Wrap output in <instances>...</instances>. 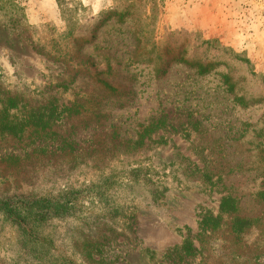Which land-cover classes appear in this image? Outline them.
I'll use <instances>...</instances> for the list:
<instances>
[{
    "label": "rangeland",
    "instance_id": "rangeland-1",
    "mask_svg": "<svg viewBox=\"0 0 264 264\" xmlns=\"http://www.w3.org/2000/svg\"><path fill=\"white\" fill-rule=\"evenodd\" d=\"M79 188L76 264H264V0H0V196Z\"/></svg>",
    "mask_w": 264,
    "mask_h": 264
},
{
    "label": "trees",
    "instance_id": "trees-1",
    "mask_svg": "<svg viewBox=\"0 0 264 264\" xmlns=\"http://www.w3.org/2000/svg\"><path fill=\"white\" fill-rule=\"evenodd\" d=\"M10 132L17 129L15 126H2ZM89 189L60 190L43 196L16 195L0 196V215L16 226L19 231L18 246L27 251L29 257L37 264H76L60 254L55 248V240L48 227L54 226L55 220L80 218V201L89 196ZM95 196L103 197V193L92 192ZM264 198V192L258 194ZM153 198H159L157 191H153ZM234 199L222 197L220 209L230 204L233 207ZM115 209V208H114ZM117 213V212H115ZM187 251L191 246L185 244Z\"/></svg>",
    "mask_w": 264,
    "mask_h": 264
}]
</instances>
